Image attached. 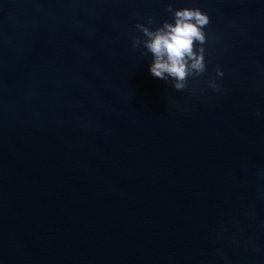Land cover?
<instances>
[{
    "label": "water",
    "instance_id": "95a60500",
    "mask_svg": "<svg viewBox=\"0 0 264 264\" xmlns=\"http://www.w3.org/2000/svg\"><path fill=\"white\" fill-rule=\"evenodd\" d=\"M169 5L182 92L132 47ZM0 264H264V0H0Z\"/></svg>",
    "mask_w": 264,
    "mask_h": 264
},
{
    "label": "clouds",
    "instance_id": "9594fccd",
    "mask_svg": "<svg viewBox=\"0 0 264 264\" xmlns=\"http://www.w3.org/2000/svg\"><path fill=\"white\" fill-rule=\"evenodd\" d=\"M167 12L173 22L164 21L156 30L142 23L136 24L143 39L134 37L132 47L139 49L142 46L146 49L142 55L151 54L150 73L154 78L171 81L170 86L182 92L188 87L189 77H200L207 71L203 45L207 42L204 29L210 24V18L199 8L176 10L169 5ZM155 23V18H147L148 25ZM216 73L217 77L224 76L219 66ZM209 87L221 91L215 79L209 81Z\"/></svg>",
    "mask_w": 264,
    "mask_h": 264
}]
</instances>
